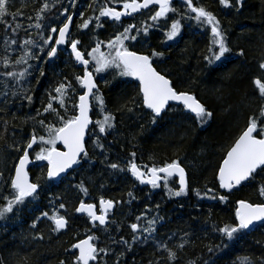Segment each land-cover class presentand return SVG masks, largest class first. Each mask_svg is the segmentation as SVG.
Instances as JSON below:
<instances>
[{
	"label": "trees",
	"instance_id": "trees-1",
	"mask_svg": "<svg viewBox=\"0 0 264 264\" xmlns=\"http://www.w3.org/2000/svg\"><path fill=\"white\" fill-rule=\"evenodd\" d=\"M15 2L17 7L23 9L25 16L34 17L35 5H32V0ZM75 3L76 6L73 8L70 0H62L63 7L57 4L52 13L58 14V9L59 11H63V8L70 9L68 14L74 16L70 38L81 41L79 47L82 51L90 50L97 40L107 41L118 31H122L121 24L107 18H102L106 21L103 28L97 29L94 24L90 25L91 30L77 28L76 25L82 23L80 11L85 13V18L98 12L93 13L88 8L93 0H75ZM102 3L104 0H96V5ZM194 3L212 11L221 21L232 49L227 58L212 67L206 65L203 56L207 54L211 41L210 28L201 26L194 20L182 21L181 35L174 42L165 41L163 25L160 28H153L148 37L140 38L143 46L135 44L134 50L144 54H148L153 48L163 51L164 57L155 62L154 66L167 74L179 90L193 93L212 111V118L201 124L196 116L182 105L173 104V107L166 110L153 124L152 116L146 109L134 108L132 112L117 111L129 97H136V81L128 77L120 78L115 82L117 87L110 88L105 87L103 81L97 78L107 108L116 116L115 130L103 139L104 154H101L102 150L95 148L92 140L87 137L86 147L89 152L87 162L82 161V166H76L57 181L41 179L38 199L28 204L20 214L0 220V264H59L60 259H69L65 249L89 234L88 229L91 228L87 216L76 213L75 208L79 206L81 200L98 206L101 196L121 201L109 216L111 221H115L108 229L112 237L119 239L123 236L131 241L129 225L136 222V216L144 212L145 208L153 210L149 215H155V205L160 204L159 214L165 219L157 225L155 240H167L169 246L175 247L183 238L186 244L184 251L180 252L179 264H188L189 261L202 264L204 259L210 258L206 245L220 242V234L214 231V225L223 227L225 223L233 222L236 201L264 200L257 192V187L264 183L261 177H257L251 183L245 182L230 194L219 189L218 181L215 179L217 166L226 148L245 125L247 116L257 112L262 103L252 81L257 76L264 75L258 67L264 59V0H244V6L239 12L235 8L223 7L219 0H194ZM24 4L29 6L24 7ZM110 6L119 9L118 4ZM174 6L180 8L181 0H174ZM150 14L152 11H146L134 18L122 19L123 25H139L143 17ZM20 22L25 26L28 23L23 18ZM3 27L0 25V33ZM20 35L24 36L25 33L21 31ZM61 48H66L67 51H61L58 59L43 65L46 76L41 79L40 84L37 85L35 79L32 80L35 92L34 103L31 106H28L26 101H20L10 95L5 106L4 96L0 94V135L4 136V139L0 140V172L4 173L5 178L13 171L14 164L22 154L13 151L10 145L14 142H25V138L30 137L33 127L36 128L37 135L44 134L36 120L29 117H36V110H42V102L47 101L46 90L54 87L64 77L73 80L74 83V76L82 73V67L70 56L69 47ZM240 49L245 51V56H236ZM0 71L3 69L0 68ZM104 75L108 80H112V71ZM76 87L79 92L78 86ZM121 90L126 95H121ZM2 91L3 88L0 86V93ZM91 118L93 121L101 119L98 108H94ZM37 119H45L47 123L54 118L44 114ZM5 120L8 121L7 125L4 123ZM92 139H95V136ZM132 152L136 153L135 162L141 167L143 165L150 167L153 164L162 166L165 162L179 160L187 172L188 195L169 199L163 187L152 189L151 186H143L135 181L129 172L116 171L107 166L109 162L126 166L132 159L130 156ZM45 165L46 162L35 161L30 169V176L34 181L37 177L46 175ZM81 182L88 189V196L80 192L78 185ZM170 184L171 187L178 188L177 179L173 178ZM207 188L228 195V201L222 203L219 200L202 199L193 191L198 189L203 193ZM130 191L136 199L129 203L127 193ZM4 194H8L7 186ZM61 202L65 204V209H59ZM54 209L69 220L66 230L60 233L52 232L50 222L47 220H44L37 230L30 227L35 216L44 211L51 215ZM38 233L43 234V240L33 238ZM185 233L188 235L185 236ZM96 234L102 240L107 235L100 232ZM258 241L264 242V229L259 226L251 234L232 243L226 253L218 254L220 259L217 264H232L238 256L260 257L264 254V248L257 243ZM108 243L111 244V241ZM111 247L117 253L122 250L119 245L111 244ZM160 255L156 252L153 239L149 238L145 242L141 236L131 251L124 252L121 260L122 264H149V261L159 258ZM114 258L108 259V264H113Z\"/></svg>",
	"mask_w": 264,
	"mask_h": 264
},
{
	"label": "snow or ice",
	"instance_id": "snow-or-ice-1",
	"mask_svg": "<svg viewBox=\"0 0 264 264\" xmlns=\"http://www.w3.org/2000/svg\"><path fill=\"white\" fill-rule=\"evenodd\" d=\"M70 3L75 8V0H70ZM57 4L63 7L62 0H32V5H35L33 17L25 16L23 9L16 6L15 0H0V25L4 26L0 33L2 35L0 68L3 69L0 71V77H3L0 79V86L3 88L0 94L4 96L5 106L9 102V95L20 101H26L28 106L34 103L35 88L32 80L35 79L36 84H40L41 79L46 76L43 65L58 59L61 51H67L60 46L67 45L70 48V56L74 58L76 64L82 66V73L74 76V83L73 80L64 77L54 87L47 89V101L42 102V110H36V117H29L36 120L44 134L37 135L36 128L33 127L30 137L25 138V142H14L10 145L13 151L22 154L19 155L18 162L14 164L13 171L7 178L3 172H0V201H3L0 203V220L20 214L28 204L37 200L41 179L48 181L61 179L62 174H66L69 169L74 170V166H82V161L87 162L89 152L86 147V136L92 140L95 148L101 149V154H104L103 139L115 130L116 116L107 108L97 78L103 81L105 87L110 88L117 87L115 82L120 78L128 77L136 81V97H129L117 111L132 112L134 108L146 109L152 116L153 124L166 110L173 107V103L182 105L184 109L194 113L201 124L212 118V111L193 93L179 90L167 74L154 66L155 62L164 57L163 51L153 48L148 54H144L134 50L135 44L143 46L140 38L148 37L153 28H160L163 25L165 41H173L181 34L182 21L194 20L201 26L209 27L211 41L207 54L203 56L208 67H212L232 53L221 21L212 11L194 3V0H181L180 8L174 6V0H104L100 5H96V0H93L88 8L98 14L85 18V13L80 11L82 23L76 25L77 28L91 30L90 25L93 24L97 29L103 28L106 21L102 18H107L121 24L122 31H118L107 41L97 40L88 51L80 49V40L70 38L73 15L68 14L69 9L63 8V11L58 9V14L52 13V9ZM116 4L122 5L121 10L110 6ZM219 4L225 8H235L239 12L244 6V0H219ZM150 6L155 10L150 9ZM145 9L152 11L147 20L141 21L139 25H123V17L134 18V14L141 13ZM21 18L28 21L26 26L20 22ZM33 29L35 31H32ZM21 31L25 33L24 36L20 35ZM236 56H245V51L240 49ZM258 67L264 74V59ZM110 71L113 73L112 80H108L104 75ZM252 83L258 90L262 103L257 112L247 116L245 125L226 148L215 175L219 189H224L229 194L245 182L251 183L257 177L264 179V75L257 76ZM120 94L126 95L123 90ZM94 108L99 109L101 119L93 121L91 118L90 113ZM44 114H49L54 119L47 123L45 119H37ZM4 123L7 125L8 121L5 120ZM5 130L7 131V128ZM93 136L95 139H92ZM3 139L4 136L0 135V140ZM58 146H62L63 150ZM30 150L35 153V161L46 162V175L37 177L35 181L29 174V165L34 163L30 158ZM130 156L132 159L124 167L117 162H109L107 166L116 171L129 172L139 184L150 185L152 189L163 186L169 199L188 195L187 173L179 160L165 162L162 166L153 164L150 167L148 165L141 167L135 162L136 153L132 152ZM105 160L107 161V156ZM173 178H177L178 188L170 186ZM5 186L8 194H4ZM78 188L85 196L89 195L83 182ZM193 191L202 199L219 200L222 203L229 199L228 195L219 194L213 188H207L203 193L198 189ZM257 192L259 197L264 198V183L257 187ZM127 195L130 198L129 203L136 199L131 191ZM120 203L121 201L105 199L101 196L97 210L96 204L81 200L75 212L87 216L91 224V228L88 229L89 234L65 249L69 259H60L59 264H108V259L112 257H115L113 264H122L121 257L124 252L131 251L132 246L140 241L141 236L144 237L145 242L152 238L156 252L161 254L159 258L149 261V264H162V262L179 264L180 252L184 251L186 241L181 238L179 244L171 247L167 240H155L157 225L165 219L159 214L160 204L155 205V215H149L153 210L145 208L144 212L136 216V222L129 225L132 233L131 241L123 236L119 239L112 237L108 229L115 221H111L109 216ZM65 207L64 203L59 204V209ZM44 220L50 222V230L55 233H60L69 226L66 216L54 209L51 215L44 211L39 216H35L30 227L37 230ZM258 226L264 229V200L260 202L237 200L233 222L225 223L223 227L214 225V231L220 234V242L206 245L210 258L204 259L202 264H217L220 259L218 254L226 253L232 243L251 234ZM96 232L107 234L106 238L102 240ZM187 235L188 233H185V236ZM33 238L43 240L44 236L38 233ZM108 241L119 245L122 250L117 253ZM257 243L264 248V242ZM188 264H197V262L189 261ZM232 264H264V254L260 257L238 256Z\"/></svg>",
	"mask_w": 264,
	"mask_h": 264
},
{
	"label": "water",
	"instance_id": "water-1",
	"mask_svg": "<svg viewBox=\"0 0 264 264\" xmlns=\"http://www.w3.org/2000/svg\"><path fill=\"white\" fill-rule=\"evenodd\" d=\"M155 7H157L158 8V6H155ZM153 8V6H150V9H152ZM118 10V9H117ZM143 11H148V9H145V10H142V12ZM138 14H140V13H138ZM138 14H134V16L135 15H138ZM128 18H130V17H123L122 19H128ZM73 23H74V16H73ZM73 23H72V25L70 26V31L72 30V26H73ZM65 46H67V45H62V46H60V47H65ZM70 49V48H69ZM81 66V65H80ZM82 67V66H81ZM173 104H175V103H173ZM189 112V111H188ZM191 113V112H190ZM192 114H194V113H192ZM90 115H91V113H90ZM195 115V114H194ZM90 127H91V125H90ZM86 139H87V136H86ZM36 146H34V148H35ZM58 147H60V149L61 150H63L62 149V146H58ZM32 151L30 150V153H31ZM30 158H31V156H30ZM32 159V158H31ZM34 164V163H33ZM33 164H30L29 165V174H30V169L32 168V166H33ZM182 166V165H181ZM76 166H74V168H75ZM183 167V166H182ZM73 169H69L68 170V172L66 173V174H62V178L65 176V175H67L70 171H72ZM187 173V172H186ZM31 177V176H30ZM188 177V176H187ZM57 180H59V179H57ZM57 180H55V181H57ZM143 186H150V185H143ZM240 187V186H239ZM238 187V188H239ZM237 189V188H236ZM236 189H233V191L234 190H236ZM222 191H225L226 192V190H224V189H221ZM227 193V192H226Z\"/></svg>",
	"mask_w": 264,
	"mask_h": 264
},
{
	"label": "rangeland",
	"instance_id": "rangeland-1",
	"mask_svg": "<svg viewBox=\"0 0 264 264\" xmlns=\"http://www.w3.org/2000/svg\"><path fill=\"white\" fill-rule=\"evenodd\" d=\"M118 7H119V9L121 10L122 5L118 4ZM150 15H151V14H150ZM150 15H149V16H150ZM149 16H145V17H143V21H144V20H147ZM180 35H181V34H180ZM180 35H179L178 37H176L173 41H168V42H174V41H176L177 39H179ZM103 50L106 51V49H103ZM222 60H224V59H222ZM98 113H99V109H98ZM35 148H36V147H35ZM36 150H38V148H37ZM34 156H35V153L33 152V154H32V159H33V160H34ZM37 162H41V161H37ZM170 186H171V184H170ZM161 187H163V186H161ZM158 189H159V188H158Z\"/></svg>",
	"mask_w": 264,
	"mask_h": 264
},
{
	"label": "flooded vegetation",
	"instance_id": "flooded-vegetation-1",
	"mask_svg": "<svg viewBox=\"0 0 264 264\" xmlns=\"http://www.w3.org/2000/svg\"><path fill=\"white\" fill-rule=\"evenodd\" d=\"M98 207H99V205L97 206V210H98ZM113 211H114V209H113ZM113 211H112V212H113ZM109 219H110V217H109Z\"/></svg>",
	"mask_w": 264,
	"mask_h": 264
},
{
	"label": "bare ground",
	"instance_id": "bare-ground-1",
	"mask_svg": "<svg viewBox=\"0 0 264 264\" xmlns=\"http://www.w3.org/2000/svg\"><path fill=\"white\" fill-rule=\"evenodd\" d=\"M70 10V9H69Z\"/></svg>",
	"mask_w": 264,
	"mask_h": 264
}]
</instances>
